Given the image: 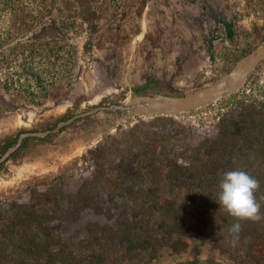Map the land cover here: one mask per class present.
I'll return each instance as SVG.
<instances>
[{"label":"rangeland","instance_id":"rangeland-1","mask_svg":"<svg viewBox=\"0 0 264 264\" xmlns=\"http://www.w3.org/2000/svg\"><path fill=\"white\" fill-rule=\"evenodd\" d=\"M74 116L0 163V264H264L218 204L264 216V0H0V158Z\"/></svg>","mask_w":264,"mask_h":264},{"label":"clouds","instance_id":"clouds-1","mask_svg":"<svg viewBox=\"0 0 264 264\" xmlns=\"http://www.w3.org/2000/svg\"><path fill=\"white\" fill-rule=\"evenodd\" d=\"M259 187V181L247 172L227 171L219 183L218 204L237 220L258 222L264 219L261 214V205L255 197ZM241 230L240 223L233 224L228 230L233 244L239 242Z\"/></svg>","mask_w":264,"mask_h":264},{"label":"water","instance_id":"water-1","mask_svg":"<svg viewBox=\"0 0 264 264\" xmlns=\"http://www.w3.org/2000/svg\"><path fill=\"white\" fill-rule=\"evenodd\" d=\"M224 91L222 89H204V90H201L197 93H195L194 95L190 96L189 98H187L186 100H182V107L181 109H187L188 107H196V106H199L201 105L204 100L206 98H215L221 94H223ZM188 103H191L190 105H188ZM148 102H144V104H138L136 105L137 107H121V106H110V107H97V108H93L89 113H96L98 111H126V110H132L134 108H139L141 109L142 106L144 105H147ZM172 109L171 108H167V109H163L161 111V113H168V112H171ZM83 115H86V114H83ZM81 116V115H80ZM76 117L78 116H74L72 117L71 119L67 120V121H64V122H60L56 125L55 129H53L52 131H45V132H42V133H34V134H22L18 137V140H17V143L16 145L11 148L10 150H8L1 158H0V163L5 159V157L7 155H9L11 152H13L17 146L19 145L20 143V140L24 137H44L46 136L47 134L49 133H55L58 131V129L64 125H67L69 124L73 119H75Z\"/></svg>","mask_w":264,"mask_h":264},{"label":"trees","instance_id":"trees-1","mask_svg":"<svg viewBox=\"0 0 264 264\" xmlns=\"http://www.w3.org/2000/svg\"><path fill=\"white\" fill-rule=\"evenodd\" d=\"M7 37H8V35H7V36H4V37H3V40L7 41V39H8ZM40 53H41V52H40ZM44 55H46V54H44ZM34 250H35V249H34ZM35 252H36V251H35ZM37 257H38V255H37V253H35V259H36Z\"/></svg>","mask_w":264,"mask_h":264}]
</instances>
